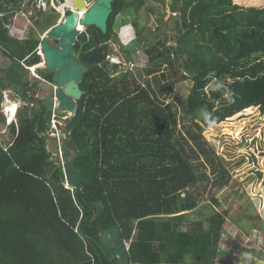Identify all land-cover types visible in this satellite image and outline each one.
<instances>
[{"label":"trees","instance_id":"16d2710c","mask_svg":"<svg viewBox=\"0 0 264 264\" xmlns=\"http://www.w3.org/2000/svg\"><path fill=\"white\" fill-rule=\"evenodd\" d=\"M7 1L0 0L3 54L34 66L42 61L41 34L60 14L36 21L40 30L21 41L7 27ZM150 1L165 0H117L110 17L113 27L118 11H134L149 58L142 80L106 62L81 82L90 97L71 133L80 151L72 163L88 182L78 187L67 186L62 161L48 148L53 129L44 116L53 99L48 107L35 97L38 83L30 85L21 62L2 70L0 106L7 89L25 104L10 135L0 133V264H117L101 241L108 228L131 243L128 264H215L225 253L220 241L229 210L192 216L207 198L220 206L216 190L232 178L204 132L248 108L264 112V6L172 0V45L163 26L149 30L152 38L142 32V8L156 11ZM43 75L52 81L51 73ZM187 80L188 91L177 92ZM248 218L247 233H264L261 215Z\"/></svg>","mask_w":264,"mask_h":264},{"label":"rangeland","instance_id":"374dc122","mask_svg":"<svg viewBox=\"0 0 264 264\" xmlns=\"http://www.w3.org/2000/svg\"><path fill=\"white\" fill-rule=\"evenodd\" d=\"M89 2L92 3L94 0H89ZM234 2L242 6H264V0H234ZM55 3L59 4L58 2ZM171 3L172 0H165L164 2L150 1L149 5L153 6L156 11L149 12L146 7H143L139 22L142 32L147 33L151 38L153 35H149V30L156 33L157 28L163 26L166 29V33L170 35L169 44L174 45L178 36L174 30V17L177 18L178 16L177 13L171 11ZM49 8L52 10L51 5H49ZM27 10L35 12V8L29 7ZM16 15L20 23L16 24V29L14 28L15 24L10 26L12 33L15 36L25 37L29 30L27 15L24 14L25 16H23V13L19 11ZM36 16L37 14L34 13V17ZM134 19L135 13L132 9L122 12L118 11L115 17L113 33L118 41L115 44L116 49L120 46L126 47L127 51L131 52L134 57V61L129 62L128 69H133L134 73L142 80L140 75L143 73V68L146 67L149 58L137 38L138 35L133 25ZM35 26L37 31H39L38 25L35 24ZM45 34L46 32L41 34V39ZM116 58L118 59V57ZM9 65L10 61L0 55V69L3 70L4 67ZM126 68L127 66L122 65L120 71ZM28 71L30 85L38 83V86H34L35 97L46 99L47 101L54 99L55 87L47 81L38 79L37 73H33L31 69L28 68ZM192 83L191 80L179 83L177 92L185 93L192 86ZM6 95L8 96L7 99H5L2 92L0 115L4 106L9 105L11 102H17L20 108L25 104L22 96L17 94L14 89H7ZM49 104L48 107L51 106V101ZM56 120L61 122L58 116ZM51 128L54 129L52 124ZM4 130L6 131L5 133H3ZM0 131L2 135H6L5 137L10 135L6 121L5 124L0 123ZM49 135H51V138L49 139L48 148L53 152L54 159H61L62 152L65 151L62 139L59 140L57 131L53 133V130H50ZM204 135L215 146L216 152L223 158L224 164L230 170L232 177L227 186L221 190H216L217 192L215 191L216 197L221 203L220 206H217L210 198H207V204L201 206L198 211L192 214L193 217L200 218L210 214L215 209L219 211L229 210L225 232L220 241V249L225 253L217 259L215 264H233L234 257H232L233 254L231 253L234 249L232 252L230 250L233 246L239 248V250H242L243 247L260 249L264 254V233L262 231L258 232L256 229L247 233V229L251 224L248 215L257 216L259 214L264 219V112H261L258 107L248 108L217 126L206 128ZM208 171L210 172V169ZM259 172L262 173V176H259ZM211 175L213 176V174ZM255 222L259 223L258 220H255ZM187 264H191V262Z\"/></svg>","mask_w":264,"mask_h":264},{"label":"water","instance_id":"95a60500","mask_svg":"<svg viewBox=\"0 0 264 264\" xmlns=\"http://www.w3.org/2000/svg\"><path fill=\"white\" fill-rule=\"evenodd\" d=\"M63 4V9H70V12L59 21L57 25L49 28L45 36L54 40L53 46L49 38H44L41 42V49L45 59L47 71H53L52 82L55 87V97L53 105L45 113V121L52 123L53 106L57 105L59 114L67 113L61 122L56 123L57 132L62 139L65 151L61 155V161L65 172L67 184L69 186H79L81 182H88L82 169L77 168L72 163V157L79 155L80 151L71 137L75 124L81 120L87 106L89 96L81 88L87 65H100L108 58L109 42L101 46L92 47L81 55L82 63L73 57L74 47L81 42L87 41V29L93 28V35L98 39V32L107 34L112 32L110 17L113 14L117 0H57ZM47 3L48 0H43ZM85 28V29H82ZM124 50V48H122ZM127 68L129 62L134 61L131 52H126ZM43 67L38 66L36 73L39 74ZM108 254L115 257L117 264H128L130 243L121 237L119 228H108L101 239ZM264 264V255L253 254L245 250L239 259L238 264Z\"/></svg>","mask_w":264,"mask_h":264},{"label":"flooded vegetation","instance_id":"af4514ba","mask_svg":"<svg viewBox=\"0 0 264 264\" xmlns=\"http://www.w3.org/2000/svg\"><path fill=\"white\" fill-rule=\"evenodd\" d=\"M55 2H58L57 0H48L47 3H44L43 0H8L7 2L3 3V10H5L6 14H10L9 16V24L7 25V27L9 28V32L10 34L19 39V40H24L26 38H29L31 35V31L32 29H35L37 30L35 24H36V21L38 20H42L46 17H48L49 15H53L55 13H59L60 14V17H59V20L58 22L55 24L57 25L59 23V21L61 20L62 18V11L64 10L66 12V15L70 12V9H63L61 8V5H63L62 3L58 2L59 4H56ZM49 5H51L52 7V10L49 8ZM30 8H35V12L32 11V10H27ZM55 7H59L60 11L56 10ZM19 12H22L23 13V16H25L24 14L27 15V23H29V30L28 32L26 33L25 37H20V36H15V34L12 33V29L10 26L14 25L15 24V29H16V24H19L20 23V20L17 19V13ZM34 13L37 14L36 17H34ZM1 16H4L3 13H0ZM65 15V16H66ZM22 16V17H23ZM37 25V24H36ZM27 26V28H28ZM112 26V25H111ZM13 28V29H14ZM93 28L94 27H90L89 29H87V41L86 42H81L78 46L74 47V51H73V57L76 58L77 60H79L81 63H82V58H81V55L83 52H85L86 50L92 48V47H97V46H101L103 43L105 42H109L110 44V47L108 48V59L106 61H104L102 64L100 65H93V66H90V65H87V69L85 71V74L87 73L88 70H94V69H104L103 66H104V63L106 62H110L111 64H114V60L112 59H116L118 61L121 62V66L124 65L126 66L127 64V60H126V52H127V48L126 47H118L116 49L115 47V44L118 43L117 41V38L114 37V33H113V27L112 28V32H108L107 34H101L98 32V39H95L94 38V35H93ZM18 32V31H17ZM46 35V34H45ZM43 36V39L44 38H49V36ZM49 41L50 43L53 45V46H56V44L54 43V40L49 38ZM41 44V43H40ZM122 48H124V50H122ZM4 47L0 44V55L4 56L7 60L10 61V65L8 67H4L3 69L5 68H9L11 65L14 64V62L16 61L17 63L18 62H21L22 64H25L24 60L21 61L19 58L17 57H14V59L8 57V56H5L3 54V50ZM116 55V57H118V59L114 56ZM120 57V58H119ZM51 73L52 74V77H53V71H47L46 68H43L42 72L39 73V74H36L38 75V79H41L43 81H47L49 82L51 85H53L54 87H56L52 81H49L47 80L46 78H44L43 76V73ZM84 74V76H85ZM4 75V73L2 72V70L0 69V76ZM81 84V83H80ZM87 93V92H86ZM87 95L90 97L89 93H87ZM57 112V110H56ZM58 115V113H57ZM68 114L66 113L65 115H61L59 114L58 117H60L61 121L62 119L67 116ZM234 249V250H233ZM231 252L233 250V252L231 254H233L232 257H234V262L233 264H238L239 263V259L240 257L242 256L243 252L245 250H248L249 252L253 253V254H260V255H264L262 253V251L260 249H256V248H248V247H243L242 250H239V248H235L234 246L232 247V249H230ZM236 253H239L236 255ZM235 257L236 260H235ZM247 264H249V260H246ZM255 262V261H254ZM254 262H252V264H254Z\"/></svg>","mask_w":264,"mask_h":264},{"label":"built area","instance_id":"2783aa9c","mask_svg":"<svg viewBox=\"0 0 264 264\" xmlns=\"http://www.w3.org/2000/svg\"><path fill=\"white\" fill-rule=\"evenodd\" d=\"M62 6H63V5H61V8H63ZM55 9L58 10V11H60L59 7H55ZM65 15H66V12L63 10V11H62V18H61V19H63V18L65 17ZM37 52L43 56L41 46L39 47V49H38ZM112 60H115V61H116V59H112ZM43 62H44V61L40 62L39 65H40L41 63H43ZM116 62H119V63H120V61H116ZM25 66H26V65H25ZM26 67H27V68H32V67H29V66H26ZM2 92H3V95H4L5 99H7V98H8V96L6 95L7 90H4V91H2ZM5 92H6V93H5ZM56 107H57V105H54V107H53L54 113H53L52 125H53L54 127H56V123H57V120H56V119H57ZM2 113H4V115H5L6 125H7L8 127H9L13 122H16V123H17V113H18V111H16L15 113H11L12 116H9V113H10V111H9V106H4V108L2 109ZM3 132H6V131L4 130ZM57 135H58V134H57ZM62 153H63V152H62ZM66 184H67V183H66ZM67 186H69V185L67 184Z\"/></svg>","mask_w":264,"mask_h":264},{"label":"bare ground","instance_id":"6f19581e","mask_svg":"<svg viewBox=\"0 0 264 264\" xmlns=\"http://www.w3.org/2000/svg\"><path fill=\"white\" fill-rule=\"evenodd\" d=\"M82 29H85V28H82ZM44 63L45 62H43V63H41L40 64V67L41 66H44ZM38 66H33L32 68H31V71H33V73H36V68H37ZM17 101V100H16ZM6 106H9V111H10V113H9V116H12L11 115V113H15L16 112V109H17V107H18V103L17 102H11L9 105H6ZM245 264H247V262L245 261L244 262Z\"/></svg>","mask_w":264,"mask_h":264},{"label":"clouds","instance_id":"9594fccd","mask_svg":"<svg viewBox=\"0 0 264 264\" xmlns=\"http://www.w3.org/2000/svg\"><path fill=\"white\" fill-rule=\"evenodd\" d=\"M40 46H41V45L38 46L37 51H38V49H39ZM40 55H41V54H40ZM41 57H42V61L45 62L44 55H43V56L41 55ZM42 61H41V62H42ZM116 61H118V60H116ZM116 61L114 60L115 63H119V62H116ZM119 64H121V62H120ZM24 65H26V64H24ZM26 66H27V65H26ZM26 66H25V67H26ZM34 66H40V65H39V63H38V64H36V65H34ZM30 67H33V66H30ZM41 67L45 68V63H44V66H41ZM26 68H27V67H26ZM27 69H28V68H27ZM29 69H31V68H29ZM53 107H54V106H53ZM18 110H19V106L17 107L16 111H18ZM56 110H57V107H56ZM56 114H57V112H56ZM17 115H18V113H17ZM57 116H58V115H57ZM51 124H52V123H51ZM53 128H54V129H53V133H54V132L56 133L57 130H55V129H57V127H54V126H53ZM54 130H55V131H54ZM57 134H58V132H57ZM57 136H58V138H59V140H60V139H61L60 136H59V135H57ZM62 145H63V144H62ZM63 148H64V146H63ZM63 152H64V151H63ZM125 241H126V240H125ZM128 242H129V241H128ZM129 243H130V242H129ZM130 244H131V243H130ZM129 248H130V247H129Z\"/></svg>","mask_w":264,"mask_h":264},{"label":"crops","instance_id":"0c3cea01","mask_svg":"<svg viewBox=\"0 0 264 264\" xmlns=\"http://www.w3.org/2000/svg\"><path fill=\"white\" fill-rule=\"evenodd\" d=\"M53 26H54V25H53ZM53 26H52V27H53ZM42 40H43V38H42ZM41 42H42V41H41Z\"/></svg>","mask_w":264,"mask_h":264}]
</instances>
